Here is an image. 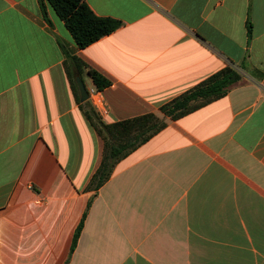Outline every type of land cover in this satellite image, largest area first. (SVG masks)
Instances as JSON below:
<instances>
[{
    "label": "crops",
    "instance_id": "obj_1",
    "mask_svg": "<svg viewBox=\"0 0 264 264\" xmlns=\"http://www.w3.org/2000/svg\"><path fill=\"white\" fill-rule=\"evenodd\" d=\"M84 2L120 26L80 49L45 1L0 0V264H264V0ZM224 68L225 96L159 112ZM80 84L105 125L165 122L97 190Z\"/></svg>",
    "mask_w": 264,
    "mask_h": 264
},
{
    "label": "trees",
    "instance_id": "obj_2",
    "mask_svg": "<svg viewBox=\"0 0 264 264\" xmlns=\"http://www.w3.org/2000/svg\"><path fill=\"white\" fill-rule=\"evenodd\" d=\"M43 1L52 8L56 16L63 22L66 30L80 49H84L102 37L111 34L120 26V23L115 20L95 16L84 0H38L44 17ZM69 59L76 65V75H80V66H83L81 61L75 57H69ZM88 74L97 90H103L110 85V82L97 72L89 70ZM68 76L71 79L70 73ZM240 80L241 76L234 70L224 68L164 104L159 112L166 118L177 120L207 103L222 98L226 95L229 86ZM73 90L78 97L76 85ZM80 109L103 141L101 163L91 178L88 186L90 190L100 188L109 179L114 166L120 160L147 142L165 126V122L154 114L105 125L99 121L87 101L82 103ZM81 228L82 222L76 230L71 252L75 248Z\"/></svg>",
    "mask_w": 264,
    "mask_h": 264
},
{
    "label": "water",
    "instance_id": "obj_3",
    "mask_svg": "<svg viewBox=\"0 0 264 264\" xmlns=\"http://www.w3.org/2000/svg\"><path fill=\"white\" fill-rule=\"evenodd\" d=\"M79 92H80V95H81V101L82 102L86 101L87 94H86L85 89H84L82 84L79 85Z\"/></svg>",
    "mask_w": 264,
    "mask_h": 264
},
{
    "label": "built area",
    "instance_id": "obj_4",
    "mask_svg": "<svg viewBox=\"0 0 264 264\" xmlns=\"http://www.w3.org/2000/svg\"><path fill=\"white\" fill-rule=\"evenodd\" d=\"M96 91V90H95ZM95 91H90V94H94L95 93Z\"/></svg>",
    "mask_w": 264,
    "mask_h": 264
}]
</instances>
